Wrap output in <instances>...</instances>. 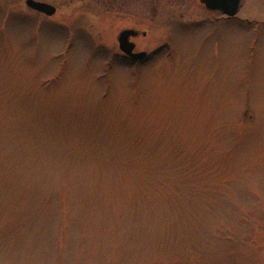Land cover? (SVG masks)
Instances as JSON below:
<instances>
[{"label":"rangeland","instance_id":"1","mask_svg":"<svg viewBox=\"0 0 264 264\" xmlns=\"http://www.w3.org/2000/svg\"><path fill=\"white\" fill-rule=\"evenodd\" d=\"M47 1L0 0V264H264V0Z\"/></svg>","mask_w":264,"mask_h":264},{"label":"water","instance_id":"2","mask_svg":"<svg viewBox=\"0 0 264 264\" xmlns=\"http://www.w3.org/2000/svg\"><path fill=\"white\" fill-rule=\"evenodd\" d=\"M204 7L211 11H220L227 16H234L239 8L240 0H200ZM26 5L32 9L51 15L55 12V8L47 3L27 0ZM137 31L133 29H123L117 36L119 49L133 59H141L145 52H133L134 43L129 40L131 36H136Z\"/></svg>","mask_w":264,"mask_h":264},{"label":"flooded vegetation","instance_id":"3","mask_svg":"<svg viewBox=\"0 0 264 264\" xmlns=\"http://www.w3.org/2000/svg\"><path fill=\"white\" fill-rule=\"evenodd\" d=\"M25 1V0H24ZM35 1H39V2H45V3H48V1L47 0H35ZM52 5V4H51ZM55 7V6H54ZM56 8V7H55ZM37 12V11H36ZM41 14V13H40ZM42 15H44L43 13H42Z\"/></svg>","mask_w":264,"mask_h":264},{"label":"trees","instance_id":"4","mask_svg":"<svg viewBox=\"0 0 264 264\" xmlns=\"http://www.w3.org/2000/svg\"><path fill=\"white\" fill-rule=\"evenodd\" d=\"M153 2L155 3V2H156V0H155V1L153 0Z\"/></svg>","mask_w":264,"mask_h":264}]
</instances>
